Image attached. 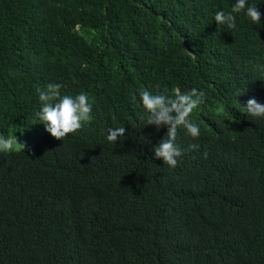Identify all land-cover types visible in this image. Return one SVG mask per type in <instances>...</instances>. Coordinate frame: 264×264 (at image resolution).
I'll list each match as a JSON object with an SVG mask.
<instances>
[{
    "label": "trees",
    "instance_id": "obj_1",
    "mask_svg": "<svg viewBox=\"0 0 264 264\" xmlns=\"http://www.w3.org/2000/svg\"><path fill=\"white\" fill-rule=\"evenodd\" d=\"M0 264H264V0H0Z\"/></svg>",
    "mask_w": 264,
    "mask_h": 264
}]
</instances>
